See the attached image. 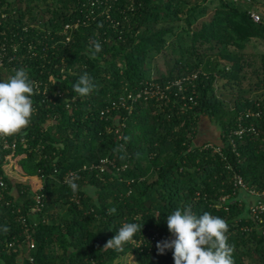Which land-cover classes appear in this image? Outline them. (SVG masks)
Wrapping results in <instances>:
<instances>
[{
    "label": "trees",
    "instance_id": "trees-1",
    "mask_svg": "<svg viewBox=\"0 0 264 264\" xmlns=\"http://www.w3.org/2000/svg\"><path fill=\"white\" fill-rule=\"evenodd\" d=\"M211 2L0 0V79L24 68L34 88L29 124L8 137L25 139L18 152L41 185L6 175L3 160L14 153L0 149V264H30L25 255L33 264H113L127 254L135 264H174L157 242L172 238L166 218L177 207L226 220L233 264H264V224L233 185L237 175L264 191V94H240L245 49L264 43V0ZM260 63L254 85L264 91V53ZM84 72L96 87L81 96L73 84ZM219 80L239 92H217ZM128 94L129 109L100 116ZM246 109L260 117L245 118ZM105 158L115 167L91 168ZM69 172L76 176L64 181ZM132 221L141 232L106 245Z\"/></svg>",
    "mask_w": 264,
    "mask_h": 264
},
{
    "label": "clouds",
    "instance_id": "clouds-1",
    "mask_svg": "<svg viewBox=\"0 0 264 264\" xmlns=\"http://www.w3.org/2000/svg\"><path fill=\"white\" fill-rule=\"evenodd\" d=\"M93 44L99 51L100 43ZM95 87L87 72L73 84L74 91L81 96L90 94ZM33 93L24 68L0 79V135H12L29 124L34 111ZM72 187L75 189L77 185L73 183ZM166 220L172 238L157 242V250L161 254L172 250L174 264H233V247L228 243V224L224 218L208 211L197 215L188 207H177L167 214ZM141 230L139 223L125 222L106 245L121 246Z\"/></svg>",
    "mask_w": 264,
    "mask_h": 264
},
{
    "label": "rangeland",
    "instance_id": "rangeland-1",
    "mask_svg": "<svg viewBox=\"0 0 264 264\" xmlns=\"http://www.w3.org/2000/svg\"><path fill=\"white\" fill-rule=\"evenodd\" d=\"M215 2L216 0H213V2L208 3L209 7L213 8ZM262 53H264V43L260 42L259 40H251V42L248 44L247 48L245 49L246 63L248 65L244 67L245 79L242 83L243 85H242V90H240V94H243L242 93L243 91L244 95L247 97L257 98L260 97V95L263 96L264 91H262L260 88L256 89L254 85V83L257 82V80H259L261 77L259 70L261 65L260 55ZM157 66L159 70L163 69V63L160 58H158ZM153 74H154L153 76L156 75L155 72H153ZM216 87H217V92H222L224 95H235L237 92V88L235 86H231L230 84L222 85V81L220 80L216 82ZM202 124L204 126V122ZM214 129L216 132H218L217 127L212 125V128L209 129L208 131L209 134L207 135L209 136L212 134L214 135L215 134ZM199 133L204 134L206 132L202 130ZM2 170L9 177H12L14 179L16 178L17 181L23 183L27 182L29 186L35 185L40 182V180L34 173L33 161L26 157L24 151L16 152L12 156L5 157L2 164ZM247 200L249 201L248 197ZM113 264H135V262L133 260V256L127 254L114 261Z\"/></svg>",
    "mask_w": 264,
    "mask_h": 264
},
{
    "label": "built area",
    "instance_id": "built-area-1",
    "mask_svg": "<svg viewBox=\"0 0 264 264\" xmlns=\"http://www.w3.org/2000/svg\"><path fill=\"white\" fill-rule=\"evenodd\" d=\"M261 13L262 12L258 10L252 11L250 13V17L252 21L255 23H258L261 20ZM1 66H2V61L0 58V67ZM195 77L196 76L194 75L193 78ZM151 87L153 88L154 91L156 90L157 92H159V89H158L159 87L157 85L152 84ZM166 89H167V86H166ZM147 93H148L147 90L143 91V95H147ZM154 93L157 94L156 92ZM140 96L141 94H137L135 97L138 98ZM128 100L134 101L135 98L132 94H128L126 95V97L120 98L118 103L113 102L110 106H106L104 109H102L100 111V116L104 117L106 115H109L111 111L116 110L119 107L129 109L130 106L127 104ZM243 115L245 118H250V117L259 118L260 112L259 111L254 112L251 109H246ZM250 129L253 130V125H250ZM241 131L242 130H238L236 133H239V132L241 133ZM20 145H22V147L24 148L26 147L24 138L14 136L12 139H9L8 135H0V149L1 150H10L12 151V153H16L18 152V148ZM9 156L11 155H8L6 157H9ZM106 165L115 167V163L113 162V160H109L105 158V159H101L98 164H92L91 168H95V169H99L100 171H103ZM83 168L86 169L85 166ZM124 168L125 166H122L120 170ZM116 170H119V168H116ZM75 176L76 174L74 172H69L68 174H66L64 181L68 179H73ZM233 185L236 189L245 191V193H247L253 199V201L248 205L249 217L255 222H257L258 224H264V191L257 192L254 189L248 188L244 184L242 179L237 175L233 177ZM40 189H41V185L38 187V190ZM42 205L43 204H42L41 196L38 194H35L34 206L32 208V212H39ZM26 244H27L26 247L28 250H32L34 248V241L29 236L26 237ZM25 258L26 260L29 261L30 264H33V259L31 256L25 255Z\"/></svg>",
    "mask_w": 264,
    "mask_h": 264
},
{
    "label": "crops",
    "instance_id": "crops-1",
    "mask_svg": "<svg viewBox=\"0 0 264 264\" xmlns=\"http://www.w3.org/2000/svg\"><path fill=\"white\" fill-rule=\"evenodd\" d=\"M16 179V178H15ZM17 180V179H16ZM40 186V182L39 183H37V184H35V185H30V187L32 188V189H35L36 187H39ZM247 198V197H246ZM249 203H251L252 201H253V199H251V198H249Z\"/></svg>",
    "mask_w": 264,
    "mask_h": 264
}]
</instances>
